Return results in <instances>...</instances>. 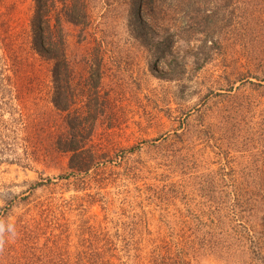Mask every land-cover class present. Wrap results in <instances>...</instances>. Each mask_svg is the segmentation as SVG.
Segmentation results:
<instances>
[{
  "label": "rangeland",
  "instance_id": "374dc122",
  "mask_svg": "<svg viewBox=\"0 0 264 264\" xmlns=\"http://www.w3.org/2000/svg\"><path fill=\"white\" fill-rule=\"evenodd\" d=\"M3 1L31 52L34 0ZM137 1L86 0L63 27L103 160L81 183L65 154L0 162V264L105 250L115 264H264V0ZM23 55L33 137L48 140L51 65Z\"/></svg>",
  "mask_w": 264,
  "mask_h": 264
},
{
  "label": "trees",
  "instance_id": "16d2710c",
  "mask_svg": "<svg viewBox=\"0 0 264 264\" xmlns=\"http://www.w3.org/2000/svg\"><path fill=\"white\" fill-rule=\"evenodd\" d=\"M179 1L181 9L195 5L193 0ZM34 2L35 11L30 20L29 32L31 52H27L25 43L21 42L18 36L11 34L12 29L8 31L10 27L4 23V13L0 11V50L4 53L0 58V162L28 168L32 161L40 162L57 154H65L68 155V168L71 170L68 176L79 183L85 182L82 178L100 166L103 154L92 142L94 123L89 121V116L96 110H92L91 106L88 108L77 106L74 102L76 97L72 95V85L69 81L71 68L66 55L63 27L68 23L80 24L86 12V0H34ZM140 2L141 0L136 2L138 11H141ZM2 3L5 4V1L0 0V10ZM25 52L28 60H32L34 53L40 62L45 61L51 65L53 78L51 102L58 112V122L55 121L52 128L49 126L51 123L47 124L49 131H56L48 140L40 134L36 140L33 137V120L27 108L29 98L26 87L31 83L27 82L26 76L19 73L20 64L24 66ZM35 64L36 62L33 63ZM75 93L79 97L78 93ZM93 117L95 115L92 119ZM39 125L35 126L36 130L44 132L46 125L43 127L42 124L41 128ZM40 147L44 153H41ZM68 176H62L61 179ZM107 252L89 251V264H115L112 262L114 256H108ZM36 254L33 259L38 258ZM59 255L60 257L56 255L57 259L63 261L65 254Z\"/></svg>",
  "mask_w": 264,
  "mask_h": 264
}]
</instances>
